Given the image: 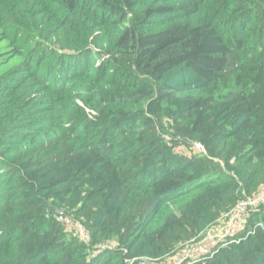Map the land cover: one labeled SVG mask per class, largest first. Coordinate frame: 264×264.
<instances>
[{
	"label": "trees",
	"instance_id": "trees-1",
	"mask_svg": "<svg viewBox=\"0 0 264 264\" xmlns=\"http://www.w3.org/2000/svg\"><path fill=\"white\" fill-rule=\"evenodd\" d=\"M6 27L0 264L172 261L264 191V0H0ZM241 226L197 264H264V205Z\"/></svg>",
	"mask_w": 264,
	"mask_h": 264
},
{
	"label": "built area",
	"instance_id": "built-area-1",
	"mask_svg": "<svg viewBox=\"0 0 264 264\" xmlns=\"http://www.w3.org/2000/svg\"><path fill=\"white\" fill-rule=\"evenodd\" d=\"M197 149H201L200 145H195ZM259 205H264V191L258 194L256 197L250 200L241 201L236 208H234L227 216H226V226L229 227L228 233L237 230L241 226V223L243 220L247 219L248 215L250 213H253L257 211V208ZM225 231V230H224ZM223 231V232H224ZM237 231V232H238ZM221 232H216L214 230H211L200 237L198 240H193L189 245H186L182 247L174 256V259L172 261L168 260H151L149 258H134L127 261V264H197L199 261L204 258L206 253H203V251L206 249L205 245H201V248L199 247L200 242L203 240L202 238H206L209 240L211 236L210 234H213L214 236L220 235ZM81 234H84L83 231H81ZM228 234V235H229ZM221 239H225V235ZM221 237V236H219ZM202 239V240H201ZM212 239H210L211 241ZM210 255V254H208Z\"/></svg>",
	"mask_w": 264,
	"mask_h": 264
},
{
	"label": "rangeland",
	"instance_id": "rangeland-1",
	"mask_svg": "<svg viewBox=\"0 0 264 264\" xmlns=\"http://www.w3.org/2000/svg\"><path fill=\"white\" fill-rule=\"evenodd\" d=\"M13 37H14V35H13L11 28H9V27H6L4 29L0 28V62L3 64V65H0V73L9 69V68L14 67L19 60V58H17L18 56L17 57H11L10 56V51L14 47L9 46V44H11L10 40ZM15 45L18 46L19 41L16 42ZM223 224H224V222H223ZM215 229L216 228L214 227L213 230H215ZM228 231H229V227L226 226L225 231L220 233V235L214 236L213 234H210L209 236H211V237L209 238V240L207 239V237L205 239L202 238L203 240L201 239L202 241L200 242L199 247L201 248V245H205L206 249L203 251V253H206V251H207V253L204 257H206L208 254L212 253V251L215 249L217 243L219 242L218 240H223V239H221L224 237L222 235L227 236L229 234ZM207 234H208V232H207ZM219 236H221V237H219ZM210 239H212V240L210 241Z\"/></svg>",
	"mask_w": 264,
	"mask_h": 264
},
{
	"label": "crops",
	"instance_id": "crops-1",
	"mask_svg": "<svg viewBox=\"0 0 264 264\" xmlns=\"http://www.w3.org/2000/svg\"><path fill=\"white\" fill-rule=\"evenodd\" d=\"M223 228H224V229L221 230V233L226 229V225H223ZM215 231H216V232H219L218 230H215Z\"/></svg>",
	"mask_w": 264,
	"mask_h": 264
}]
</instances>
